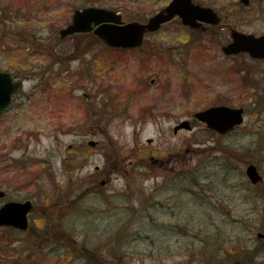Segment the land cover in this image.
Returning <instances> with one entry per match:
<instances>
[{
  "label": "rangeland",
  "instance_id": "rangeland-1",
  "mask_svg": "<svg viewBox=\"0 0 264 264\" xmlns=\"http://www.w3.org/2000/svg\"><path fill=\"white\" fill-rule=\"evenodd\" d=\"M195 1L235 30L264 33V0ZM168 3L0 0V70L33 93L11 126L19 148L0 156V187L17 183L41 205L60 201L57 240L0 230V264H264V61L225 56L226 27L213 38L178 18L128 50L92 33L59 37L84 7L127 23ZM217 105L244 107L238 130L219 136L193 118ZM185 119L192 129L174 135ZM165 142L177 143L186 168L162 172L144 161Z\"/></svg>",
  "mask_w": 264,
  "mask_h": 264
},
{
  "label": "water",
  "instance_id": "water-1",
  "mask_svg": "<svg viewBox=\"0 0 264 264\" xmlns=\"http://www.w3.org/2000/svg\"><path fill=\"white\" fill-rule=\"evenodd\" d=\"M174 17H178L180 22L190 28H198L199 22L205 21L214 24L218 21L213 10L208 7H200L193 0H170L168 5L150 16L145 22L130 21L124 23L122 15L118 12L94 6L75 10L72 13L71 23L59 31V36L63 39L74 33L92 32L94 36L109 47L136 48L141 45L145 33L159 30L163 24ZM231 39L232 42L222 48V53L225 55L248 52L254 58H264V36L255 37L252 34H244L236 30L232 31ZM20 86V83L12 81L11 74L0 71V91L5 88L9 90V93L16 92ZM262 94H264V87ZM8 103L9 99L6 100L5 105ZM2 107L3 105L0 109ZM243 110L242 107L210 106L205 110L196 112L194 118L203 122L206 128L226 134L242 123ZM178 129H190L189 122L185 120L176 124L173 131ZM90 144L93 143L90 142ZM245 171L251 183L261 179L254 165L248 166ZM2 196L3 192L0 191V197ZM29 209V202L26 204H6L0 209V226L14 225L16 228L25 229L27 226L25 216Z\"/></svg>",
  "mask_w": 264,
  "mask_h": 264
},
{
  "label": "flooded vegetation",
  "instance_id": "flooded-vegetation-1",
  "mask_svg": "<svg viewBox=\"0 0 264 264\" xmlns=\"http://www.w3.org/2000/svg\"><path fill=\"white\" fill-rule=\"evenodd\" d=\"M249 1L250 0H239V3L245 7L246 5L249 4ZM260 1H263V0H260ZM193 2L197 5H199L200 7H202V6L208 7L211 10H213L216 13L218 21L214 24H210V23H207L205 21L199 22L200 26L198 28H190L181 22L182 25L190 28L191 30H193L197 34L201 33L202 35L203 34L205 35V33H210L213 38L215 37L214 34L219 33L217 28L221 29L222 27L223 28L226 27V29L229 31V37L230 38H229V41L221 47V52H222V48L224 46H226L227 44L232 42L231 33H232V31H236V30L233 27L224 24L225 15L222 16L220 14V10H216L210 6L200 4L195 0H193ZM174 18H176V17H174ZM179 22H180V19H179ZM237 31H239V30H237ZM239 32H241V31H239ZM241 33L252 34L249 32H247V33L241 32ZM252 35L255 37H258V36H264V33H261L258 35H254V34H252ZM143 40H144V38H143ZM142 43H143V41H142ZM122 50H128V49H122ZM242 54L248 56L253 62L264 61V58H259V59L254 58L248 52L247 53L240 52V53H237L236 55H227V54L226 55L224 54V55L229 56V57H237V55H242ZM0 71L3 73L11 74L12 75V81L20 83V85H21L19 90L16 92L9 93V90L5 89V88H3L0 91V107L3 105V107L0 109L1 110L0 111V130H2L4 125H5V127H7V130H8V131H2L0 133V156L3 153H4V156H8V155L10 156V154H8V153L12 152L13 148H16V149L19 148V141L16 140L17 139L16 136L19 135V133L14 132L12 130L11 126L15 120L14 118L17 119L18 115H20L23 112V110L28 106V105H26L28 103L26 100L27 99L29 100V98L33 95V93L32 92H28V93L23 92L25 80H21V81L17 80V77L12 72L4 71V70H0ZM33 91H35V90H33ZM7 99H9V103L7 105H5ZM239 107H241V106H239ZM239 107H233V108H239ZM242 108L244 109V107H242ZM244 112H245V109L243 110L242 117L244 115ZM193 118H194V114H193ZM185 120H187V119H185ZM187 121L189 122L190 128L192 129V122L189 120H187ZM241 125H242V123L239 126H235L232 131L235 132L236 130H238ZM210 131L216 135H219V136L220 135L224 136V135L229 134V133L221 134V133L216 132L214 130H210ZM232 131H230V132H232ZM173 134L175 135L176 132L175 133L173 132ZM19 139H20V137H19ZM8 140H11V144H9V145H7V143H6V141H8ZM147 140L149 142H151L150 139H147ZM94 144H95V142H93L92 145H94ZM164 145H166L164 147L166 150V151H164L165 154L163 153L161 155H158V154L149 155L150 152L146 151L145 154H147L148 156H146V159H144V161L145 162L150 161L151 164H153V166H152L153 168H156L162 172H166V171L167 172H177L181 168H186V166L189 164V162L180 161L178 163V156L181 155V152L177 151V143L171 144V143L165 142ZM181 150H183V148ZM4 151H7V152H4ZM255 169L257 170L256 166H255ZM259 174H260V172H259ZM260 182H261V180H258V182H255V183H251V182L250 183L252 186L253 185L257 186ZM22 189H23V187L17 183L12 184V185L8 184L7 187L1 186L0 191L3 192V196L0 197V209L2 207H4L6 204H26L27 202H29L30 203V209L27 211V214L25 216V220H26V224H27L26 228L22 229L19 227L16 228L14 225H6L4 227L1 226L0 230H4V231H7L8 233H12V234H17V233L18 234H28V232H32V233H35L36 236L40 237L41 240H47L50 242L51 240H53L52 239L53 237H55V239L57 240V236L59 235V233H57V232L60 229V223L57 222L58 212H56L57 208L55 206H57L60 202L58 200V197L53 198V200H51L52 202L48 203L47 205H41L38 202H36V199L39 198V194L22 196V194H21ZM156 189H158V186H156L155 190ZM157 203H159L161 206L160 202H157ZM260 206H261V209H264V204H260ZM34 216L37 218L38 217L41 218L42 221H41L40 225L37 226L33 222ZM259 235H261V234H259ZM259 235H258L259 238L264 239V235H261V236H259ZM254 246H256V245L254 244ZM262 248H264V247H262ZM242 250H244V249H241L238 251L240 252ZM252 250H254V249L252 248ZM250 254H252V253H250ZM71 262H72V259H71ZM87 263L88 264H104L103 261H101L99 259L97 262H95V260L94 261L90 260Z\"/></svg>",
  "mask_w": 264,
  "mask_h": 264
}]
</instances>
